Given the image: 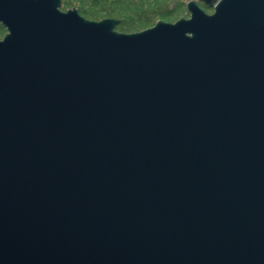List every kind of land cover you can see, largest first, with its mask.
<instances>
[{
  "label": "water",
  "instance_id": "obj_1",
  "mask_svg": "<svg viewBox=\"0 0 264 264\" xmlns=\"http://www.w3.org/2000/svg\"><path fill=\"white\" fill-rule=\"evenodd\" d=\"M61 7L0 0V264H264V0Z\"/></svg>",
  "mask_w": 264,
  "mask_h": 264
},
{
  "label": "rangeland",
  "instance_id": "obj_2",
  "mask_svg": "<svg viewBox=\"0 0 264 264\" xmlns=\"http://www.w3.org/2000/svg\"><path fill=\"white\" fill-rule=\"evenodd\" d=\"M89 1L63 0L62 8L65 10L79 9L82 16L92 21L107 17L118 19L121 23L116 30L126 34L151 28L158 20L174 23L181 18L187 19L190 17L187 3L191 0H91V3ZM198 4L206 13H214L213 8L208 9L203 7V4ZM177 5L178 9L174 14L172 9L177 7ZM147 18H150L148 22L146 21ZM7 33V30L0 26V40Z\"/></svg>",
  "mask_w": 264,
  "mask_h": 264
},
{
  "label": "flooded vegetation",
  "instance_id": "obj_3",
  "mask_svg": "<svg viewBox=\"0 0 264 264\" xmlns=\"http://www.w3.org/2000/svg\"><path fill=\"white\" fill-rule=\"evenodd\" d=\"M61 3H62V5H63V0H61ZM73 9H76V8H73ZM73 9H70V10H73ZM61 10L64 11V12H66V11H68L69 9L65 10L64 8L61 7ZM76 10H78V13L81 15L80 10H79V9H76ZM81 16H82V15H81ZM83 17H84V16H83ZM84 18H85V17H84ZM86 19H87V18H86ZM104 19H115V18L107 17V18H102V19L97 20V21H101V20H104ZM115 20H118V19H115ZM118 21H120V20H118ZM158 21H162V20H158ZM158 21H157V22H158ZM157 22H156V23H157ZM120 23H121V21H120ZM120 23H119V24H120ZM119 24H118V25H119ZM118 25H117V26H118ZM0 26L3 27V28H5L4 25L1 24V23H0ZM116 28H117V27H116ZM5 29H6V28H5ZM6 30H7V29H6ZM142 31H143V30H142ZM7 32H8V31H7ZM135 33H136V32H135Z\"/></svg>",
  "mask_w": 264,
  "mask_h": 264
},
{
  "label": "trees",
  "instance_id": "obj_4",
  "mask_svg": "<svg viewBox=\"0 0 264 264\" xmlns=\"http://www.w3.org/2000/svg\"><path fill=\"white\" fill-rule=\"evenodd\" d=\"M95 1H97V0H95ZM117 1H119V0H117ZM89 3H91V0L89 1ZM115 4H116V3H115ZM201 4H202V3H201ZM203 7H206V8L209 9V7L206 6V5H204V4H203ZM177 9H178V5H177V7H175V8L172 9V11H174V14L177 12ZM167 12H168V11H167ZM174 14H173V15H174ZM163 15H164V14H163ZM140 17H142V15H140ZM162 18H163V17H162ZM149 20H150V18H147L146 21L148 22Z\"/></svg>",
  "mask_w": 264,
  "mask_h": 264
}]
</instances>
